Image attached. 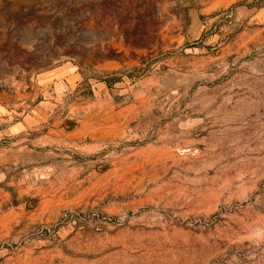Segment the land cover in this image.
Segmentation results:
<instances>
[{
  "label": "rangeland",
  "instance_id": "374dc122",
  "mask_svg": "<svg viewBox=\"0 0 264 264\" xmlns=\"http://www.w3.org/2000/svg\"><path fill=\"white\" fill-rule=\"evenodd\" d=\"M0 264H264V0H0Z\"/></svg>",
  "mask_w": 264,
  "mask_h": 264
},
{
  "label": "trees",
  "instance_id": "16d2710c",
  "mask_svg": "<svg viewBox=\"0 0 264 264\" xmlns=\"http://www.w3.org/2000/svg\"><path fill=\"white\" fill-rule=\"evenodd\" d=\"M106 83H108L109 84V81L108 80H104Z\"/></svg>",
  "mask_w": 264,
  "mask_h": 264
}]
</instances>
